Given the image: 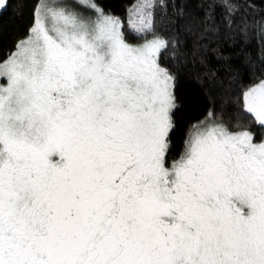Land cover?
Masks as SVG:
<instances>
[{
  "label": "snow or ice",
  "instance_id": "obj_1",
  "mask_svg": "<svg viewBox=\"0 0 264 264\" xmlns=\"http://www.w3.org/2000/svg\"><path fill=\"white\" fill-rule=\"evenodd\" d=\"M156 7L134 6L133 44L96 0H36L0 59V264H264V80L170 161Z\"/></svg>",
  "mask_w": 264,
  "mask_h": 264
},
{
  "label": "trees",
  "instance_id": "obj_2",
  "mask_svg": "<svg viewBox=\"0 0 264 264\" xmlns=\"http://www.w3.org/2000/svg\"><path fill=\"white\" fill-rule=\"evenodd\" d=\"M124 22L129 43L141 36L128 27L140 0H96ZM36 0H11L0 17V59L14 50L33 19ZM156 34L170 44L159 62L175 76L177 110L170 152L184 149L193 126L208 119L234 124L244 120L237 98L264 80V0H157Z\"/></svg>",
  "mask_w": 264,
  "mask_h": 264
},
{
  "label": "rangeland",
  "instance_id": "obj_3",
  "mask_svg": "<svg viewBox=\"0 0 264 264\" xmlns=\"http://www.w3.org/2000/svg\"><path fill=\"white\" fill-rule=\"evenodd\" d=\"M66 2L72 3L73 0H66ZM77 10L80 11L84 15H93L94 16V13L91 9H86V8L81 7V6H77Z\"/></svg>",
  "mask_w": 264,
  "mask_h": 264
},
{
  "label": "flooded vegetation",
  "instance_id": "obj_4",
  "mask_svg": "<svg viewBox=\"0 0 264 264\" xmlns=\"http://www.w3.org/2000/svg\"><path fill=\"white\" fill-rule=\"evenodd\" d=\"M0 83H6V81H4V80H0ZM193 131V130H192ZM192 131H191V133H192ZM190 133V134H191ZM190 136V135H189ZM189 138V137H188ZM184 150V149H183ZM183 150L182 151H180L178 154H174V153H172V152H170V155H169V160L171 161V160H174V159H178L179 158V156L181 155V153L183 152Z\"/></svg>",
  "mask_w": 264,
  "mask_h": 264
},
{
  "label": "water",
  "instance_id": "obj_5",
  "mask_svg": "<svg viewBox=\"0 0 264 264\" xmlns=\"http://www.w3.org/2000/svg\"><path fill=\"white\" fill-rule=\"evenodd\" d=\"M0 17H1V15H0Z\"/></svg>",
  "mask_w": 264,
  "mask_h": 264
}]
</instances>
